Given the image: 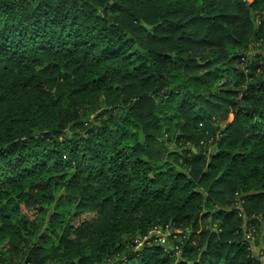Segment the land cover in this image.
Returning <instances> with one entry per match:
<instances>
[{
	"label": "trees",
	"instance_id": "16d2710c",
	"mask_svg": "<svg viewBox=\"0 0 264 264\" xmlns=\"http://www.w3.org/2000/svg\"><path fill=\"white\" fill-rule=\"evenodd\" d=\"M255 39L264 0H0V264H263ZM160 101L199 149L187 171L146 157L168 125ZM230 114L207 155L210 118ZM131 126L145 143L124 142ZM50 206L48 248L34 240ZM83 213L96 217L72 225ZM167 227L171 252L149 235Z\"/></svg>",
	"mask_w": 264,
	"mask_h": 264
},
{
	"label": "rangeland",
	"instance_id": "374dc122",
	"mask_svg": "<svg viewBox=\"0 0 264 264\" xmlns=\"http://www.w3.org/2000/svg\"><path fill=\"white\" fill-rule=\"evenodd\" d=\"M237 49H231V51H235L234 54H238L241 53L243 50H241L240 52H238ZM245 51L248 53V56L250 59V61L253 62H261L260 60V55L262 54L264 51V41H258L257 39H255L253 42H251L250 45L247 46V48H245ZM222 77H220L218 79V84L222 83L221 85H223L225 81L229 82L230 85L233 86V82H234V77L233 75H231L228 72H222ZM219 76V75H218ZM225 87V86H224ZM160 110L159 113L162 115V117L166 118L168 120V125H165L164 128L161 129V134L159 138H156L153 146L151 148V151L149 154L146 155V157L153 161V163L157 166H160L164 169L167 168H172L175 171H187L188 170V166L184 163L183 161V156L189 154L190 152H194V153H198L199 149L196 146V144L193 142L188 141L187 143L184 140L183 137V131L180 127V125L182 124L183 120L179 117L178 112H168L170 111L171 107L167 106L164 101H160ZM126 111L123 112V115H125ZM126 117V115H125ZM211 121L213 122V126H214V133L213 135H209L207 136V138L202 139L203 141H201V147L203 146V144L206 146V148L208 149V151H206L207 155H210L213 151V147H214V142L216 141V139H218L222 134L223 131L226 127V124L229 122H232L234 120V115L230 114L228 117V120L223 121L221 120V117H215L213 116L212 118H210ZM207 120H209V118H207ZM188 131V130H187ZM131 132L134 134L133 135V139H131V137L125 136V138L123 139L124 142L130 141L131 144H135L138 141L139 142H146V136L142 133L141 129H139L138 127H134L131 126ZM73 132H69L68 136L72 137L73 136ZM204 142V143H202ZM200 148V147H199ZM148 150V149H147ZM212 150V151H211ZM205 151V149H204ZM147 153V152H146ZM171 153H176L179 156L176 157V161L175 158H172L170 155ZM52 206H50L49 208L46 209L45 213H42L41 215L39 214L40 217H45L44 219H40L38 221V223L41 225L42 229L41 232L39 233V237L38 240L36 238V240H34L35 242H38L40 245L42 246H46V247H50L51 243L49 241H47V238L49 236V230H48V226L46 225V221H47V216L49 214V210ZM239 210H242V206H238L237 207ZM95 214L92 213H83L81 216L76 217L72 220V225L74 226H80L82 223L88 221H93L95 218ZM206 225H209V222L205 223ZM204 224V225H205ZM245 228V232L246 234H249L251 236V238L253 237L252 241H256V237L258 235H260V233L264 232V227L262 228V231L259 230V233L257 235H255V230H247ZM174 233H178V231H174L171 228L169 230H167V228L163 231H157V234H161V238H165L164 240H158L159 244L165 245L166 250L168 252L173 251V242L169 239V236H171ZM150 236H154L152 235V233L149 234ZM158 236V235H157ZM138 239L140 240V238L138 237ZM141 240H146V239H141ZM142 242V243H141ZM139 241L136 250H143L145 248V246H143V241ZM0 248L5 249V252H7V249L9 248V242L6 239L0 238ZM252 251L255 253V255L259 258H261L262 263L264 264V239L261 240V244L260 246H254L252 247ZM179 255L176 254V256ZM16 263H24V259L21 260V258H19V260H17ZM14 263V264H16ZM130 264H134L133 262Z\"/></svg>",
	"mask_w": 264,
	"mask_h": 264
},
{
	"label": "built area",
	"instance_id": "2783aa9c",
	"mask_svg": "<svg viewBox=\"0 0 264 264\" xmlns=\"http://www.w3.org/2000/svg\"><path fill=\"white\" fill-rule=\"evenodd\" d=\"M203 143V142H202ZM240 207H241V205H240ZM170 228L169 227H167V230H169ZM160 230H162L161 228H156V229H154V231H152L151 233H152V235H155V236H157L158 235V238H159V240H164L165 238H161V234H157L156 235V232L157 231H160ZM164 231V230H163ZM247 238H251V236L249 235V234H247ZM146 239H148V238H146Z\"/></svg>",
	"mask_w": 264,
	"mask_h": 264
}]
</instances>
